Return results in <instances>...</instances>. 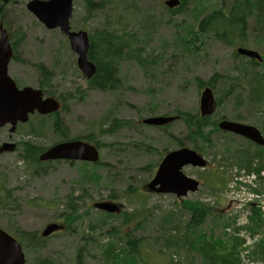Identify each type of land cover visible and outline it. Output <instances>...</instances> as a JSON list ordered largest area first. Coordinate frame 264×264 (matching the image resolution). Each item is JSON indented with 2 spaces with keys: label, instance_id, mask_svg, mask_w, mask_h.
I'll list each match as a JSON object with an SVG mask.
<instances>
[{
  "label": "rangeland",
  "instance_id": "obj_1",
  "mask_svg": "<svg viewBox=\"0 0 264 264\" xmlns=\"http://www.w3.org/2000/svg\"><path fill=\"white\" fill-rule=\"evenodd\" d=\"M0 1L5 2L1 3L4 13L0 23L11 42L17 45V57L9 64V76L23 86L37 87L40 76L34 64L41 63L49 70L52 80L46 91L57 98L70 95L66 108L59 114L69 130L68 134L71 137L88 132L98 135L95 139L100 144V160L111 167L107 172L101 173L112 181L108 188H97L96 182L100 176L94 173L92 183L80 184L79 189L74 184L80 177L78 163L35 167L22 163L19 159L20 149L14 154L1 155L0 199L7 195L10 203L7 209H0V227L12 234L18 229L19 232H36L39 236L49 223L60 221L59 216L70 211L65 206L69 202L75 207L73 216L77 217L71 232L52 235L45 240L40 251L30 252L29 255L25 253L27 261L38 264L37 259L47 258L54 264H75L77 255L81 252L83 264H108L102 252L106 244L114 240L122 241L127 238L124 232L133 228L132 235L137 243L135 250L130 253L128 250L125 258H113V264H131L129 259L133 257L136 264L143 259L145 264H168L170 258L161 251L164 248L161 236L181 237L184 233L182 226L189 220L184 213L188 210L178 209L169 197L160 198L146 193L143 186L150 180L149 173L162 156L161 152L174 148V137L176 140L182 139L188 148H192L193 144L190 140L186 141L187 130L181 121L170 125L167 135L160 130L136 126L140 124V119L154 114L175 115L177 111L198 113L200 91L195 84V79L198 78L213 81L216 95L222 98V105L217 111L218 117L230 120L234 118L253 125L264 135V98L259 99L254 106L255 103L250 102V88L239 73L244 72L240 70L242 67L248 69L249 72L244 73L249 75V85L264 91V42H259L256 37L254 20L250 18L242 34H246L248 49L260 53L263 61L251 66L242 58L235 61V47L216 40L218 38L213 34L193 36L202 19L219 12L217 8L222 4L228 5L230 0H194L187 10L182 13L175 10V14L171 16L163 6L166 0H91L96 4L105 1L102 8L92 14L86 13L84 0H80L74 4L71 20L74 30L91 32L94 39L102 31L134 36L132 42L135 43L132 45L138 47L140 55L154 65L153 76L149 78L134 62H121L118 76L123 86L115 93H101L89 90L87 80L77 70L76 57L70 53L65 38L58 30L44 29L27 12L25 5L30 0ZM227 78L239 83L241 88H230L231 85H227L228 90L224 89L222 81L225 82ZM224 91L235 92L224 96ZM31 118L28 124L19 127L12 135V141H29L39 148L52 144L55 141L52 118ZM114 119L127 121L132 128L123 126L113 135L99 134V129L105 130ZM206 133L205 131L204 134ZM8 139V130L0 129V143ZM244 144L238 137L216 131L208 143L199 142L196 150L207 161V168L217 173L222 162L249 166L251 160L248 161L247 157L237 155L242 158L238 163L230 155L231 148ZM109 145L112 146L111 149H107ZM250 151V154L263 156L261 150ZM251 159L256 157L252 156ZM238 170L246 172L242 166ZM198 171L200 170L184 169V173L195 180ZM262 173L264 174V168ZM254 180L256 181L255 178ZM204 181L201 180L203 183ZM201 182L199 181L200 184ZM128 188L138 190L136 198L127 195L126 201H115L122 205L133 220L123 217L107 218L94 210V202L105 201L109 195L120 194ZM205 190L201 184L199 192L190 198V202L210 196ZM211 198L193 204V207L207 209L205 228L223 223L217 211L225 208V205L220 203L218 206H210L208 203ZM33 199L39 202H31ZM136 219L142 221L141 227L138 225L135 228ZM142 234L149 239L144 245L148 246L149 252L150 247H155L156 242L160 241L157 247H161V258L156 254L144 253L141 243L135 238ZM199 235L206 237L210 233L203 229L194 234L196 238ZM87 237H94L95 240L89 241ZM179 240H183V236ZM178 243L177 248L180 241ZM120 246L125 248L126 241ZM263 246L259 245L256 252ZM171 251L180 254L175 256L179 261L180 257L184 258L181 256L183 252ZM189 262L194 264L190 259L183 264Z\"/></svg>",
  "mask_w": 264,
  "mask_h": 264
},
{
  "label": "trees",
  "instance_id": "obj_2",
  "mask_svg": "<svg viewBox=\"0 0 264 264\" xmlns=\"http://www.w3.org/2000/svg\"><path fill=\"white\" fill-rule=\"evenodd\" d=\"M190 1L191 0H181L179 12L184 11L189 5ZM84 2L88 14H91L97 9H101L105 3L104 1L96 4L93 3V1L91 2V0H84ZM2 9L3 8L0 4V18H2L4 13ZM219 9H221V11L214 12L210 16H206L199 22L198 31L201 35L206 36L208 34H213L218 38V40L225 41L230 44L245 41L246 34L242 33L245 31L246 23H249L251 18L252 20H254L257 28L256 37L259 38V42H264V0H232L226 6H223V4L220 5ZM133 38L134 36L129 35V37H127L126 35L113 34V32L107 31H102L99 35L95 37V39L94 37H91L88 58L96 66L94 76L88 81V86L91 90H98L97 92L101 93L118 92L110 90H116L123 86L118 76L119 65L123 61H132L137 67H139L144 72L147 77L151 78L153 76L152 68L154 65L148 63L146 59H144L142 55H140V49L132 45L135 43V41L134 43L132 42ZM12 48L14 52L13 59L15 60L17 57L16 43L12 44ZM249 65L254 66L256 65V63L249 62ZM34 68L35 70H37L40 76L38 88L43 89L44 93L47 96H50L49 92L46 91V89L48 88V83L52 80L51 73L41 63H35ZM240 70H244V72H249L248 69L244 67L240 68ZM244 72L239 71L240 75H242L243 80L247 83L250 88V91H248L251 99L250 102L255 103L254 106H256L259 99L264 98V91H260L259 88H257L256 86H250L249 75L248 73ZM222 82L223 88H227V90V85H231L230 88H241L239 83L232 82L230 78H227L225 82ZM208 84L213 88V85L210 81ZM196 85L199 89L204 86L201 82L196 83ZM232 93L231 91H226L224 93V96ZM69 96L70 95H68L67 97L59 98L62 101L61 110H64L66 108V102L68 101ZM220 100H222V98L219 99L218 97V107L222 105V101ZM175 113L180 116V121L186 127L187 134L185 138L188 141L190 140V142L193 144V150L197 148L199 142L208 143L210 136L217 131L216 121L212 120L211 117L201 118L198 113L191 114L180 111H177ZM59 114L60 112H58L54 116H50L52 118L51 127L55 136L54 143L68 141L70 139H79L94 143L98 147L100 146L98 141L95 139V137H97L98 135H93V133L91 132L85 133L81 137L76 136L74 138H71V136L68 134L69 130L59 118ZM39 118L43 119L42 117ZM123 126L128 127V122L114 119L109 125V127L107 126L105 130L102 131L99 129V134L113 135L116 130ZM208 128L209 130H207V133L204 134L205 130ZM165 135H167V132H165ZM173 142H175L179 147L184 146L182 139L176 140V138L174 137ZM248 145L252 146L249 143ZM249 146L244 144L237 148H231L230 155H232V157L234 156L235 160L238 163H240L239 160H241L243 157H247L248 161L251 160V163L248 167L243 166V164L241 163L239 165L237 164L236 167L240 168L242 166L246 169V173L257 172L258 174L262 172L264 168V164H261V162H264V147H254V149H252L254 152H256L257 150H261L263 156L258 157L255 153L250 154L251 147ZM111 148L112 146H107V149ZM41 151L42 150L39 147H36L31 144H25L24 146V154H26L25 158L29 161V163L37 164V156ZM237 155H241L242 158H238ZM252 156L256 157V159L252 160ZM110 168L111 167L109 165H106L102 161H100L96 167H90L88 165L83 164V166L80 167V177L76 181H74V184L80 189V184H90V182L92 183L91 177L94 173H97L100 176V179H97L96 184L99 186L101 184V186L107 188L112 184V181L108 177H104L101 172H107L106 170ZM89 169H91L92 172H89ZM197 177L199 179L204 180L203 174L200 175V173H198ZM131 192H133V190L129 188L124 194H129ZM193 204L195 203L184 202L182 204V208L187 209L188 213H191L190 219L186 221L182 226L184 233L183 235H181V237L183 236V240H179L181 237L168 238L163 235L161 236V239H163L164 241L163 246L166 247L167 240H172L175 244H179L178 241H180V243L186 242L190 239V236L192 235L191 239H197V241L199 242L188 245L189 250L187 255L190 257V261L193 262L196 260V258L193 257L194 255L200 259L202 264H243V262L239 258L238 251H240V246L243 245V241L248 237V235L238 234V238L233 237L235 231L240 232L238 226H234L233 229H230V227L224 228V234L220 238L221 240H214L212 239V237H205L202 235H199L196 238L194 234L195 232L201 230V227L207 216V209L203 207H193ZM1 207H3V205L0 204V208ZM68 209L70 210L69 212L73 214V210L75 209V207L69 204ZM74 220L75 219H70L68 223L71 224ZM137 227L138 225L136 224L135 228ZM132 234L133 232L127 234V238L123 239L122 241L114 240L111 243L106 244V248L102 252L103 258L108 264H113V258L116 259L117 257H127L128 250L129 253L130 251L133 252L135 250V246L137 243L133 238ZM16 235L25 250H40L42 248L43 240H38L34 234L18 232L16 233ZM34 240H36L35 243ZM125 241L127 246L125 248H121L122 246L120 245L123 244ZM159 242L160 241L156 242L155 244V247L158 249L161 248L160 246L157 247V244ZM179 247L177 250L181 251ZM166 248L163 251L164 254L168 255V257L173 260V262L170 260L168 264H180L181 262L176 258L177 256H180V254L174 253L173 251ZM177 250H175V252H177ZM129 260L131 264H136L135 257L130 258ZM81 263L82 260L80 256V258L77 259L76 264ZM40 264L53 263L46 259L43 261V263Z\"/></svg>",
  "mask_w": 264,
  "mask_h": 264
},
{
  "label": "water",
  "instance_id": "obj_3",
  "mask_svg": "<svg viewBox=\"0 0 264 264\" xmlns=\"http://www.w3.org/2000/svg\"><path fill=\"white\" fill-rule=\"evenodd\" d=\"M169 8L178 5L177 0L165 3ZM26 9L47 29L59 28L70 43L72 51L78 56L77 65L79 70L87 77L93 76L95 69L87 61L88 39L84 32H70L69 19L72 14V0H33L26 5ZM11 48L8 43L6 32L0 26V127L10 124L14 129L17 122L25 123L27 116L35 111L40 115L56 113L59 109L58 103L51 98L43 99L42 91L32 88H16L15 83L7 76V66L11 59ZM238 54L260 61L255 52L238 49ZM216 104L211 90L206 88L201 93L200 112L202 116L211 115ZM174 121L172 117H155L142 121L149 126H165ZM218 129L224 132L241 136L256 145L263 146L264 140L260 133L252 127L239 123L221 121ZM14 146L4 144L0 153L13 151ZM39 162L54 160L81 161L95 164L98 161L97 150L74 140L57 144L38 158ZM206 163L194 151L190 149L175 150L167 154L159 164L152 180L147 184V189L155 194L174 195L177 198L185 197L188 193H195L198 182L185 176L182 169L188 166L204 168ZM95 208L115 213L117 207L113 204L99 203ZM59 230V226L52 224L47 226L41 236L48 237ZM24 259L20 246L3 231L0 230V264H23Z\"/></svg>",
  "mask_w": 264,
  "mask_h": 264
},
{
  "label": "bare ground",
  "instance_id": "obj_4",
  "mask_svg": "<svg viewBox=\"0 0 264 264\" xmlns=\"http://www.w3.org/2000/svg\"><path fill=\"white\" fill-rule=\"evenodd\" d=\"M12 52L13 51L11 50V52H10L11 53V56L13 55ZM262 172H260L258 174L256 172V174L254 175V178L256 179V181L264 180V174ZM238 234H246V235H249L250 232H249V230H248L247 227H244V228L242 227V228H240V232H236V231L234 232L233 237L238 238ZM241 247H242V245L240 246V249H241ZM162 253H163V251H162ZM257 254H258L257 264H264V246L261 249L258 250ZM180 264H183V263H180ZM188 264H191V263L189 262Z\"/></svg>",
  "mask_w": 264,
  "mask_h": 264
},
{
  "label": "crops",
  "instance_id": "obj_5",
  "mask_svg": "<svg viewBox=\"0 0 264 264\" xmlns=\"http://www.w3.org/2000/svg\"><path fill=\"white\" fill-rule=\"evenodd\" d=\"M210 235H208V236H206V237H209ZM192 238V235L190 236V239L189 240H187L186 242H182V243H180V250L182 251V252H188V250H189V247H188V245H190V244H192V243H198L199 241H197V239H195V240H192L191 239ZM164 245V244H163ZM164 247V246H163ZM166 247H167V249H169V250H177L178 248H177V246H176V244L173 242V241H167L166 242ZM166 247H164L161 251H163Z\"/></svg>",
  "mask_w": 264,
  "mask_h": 264
},
{
  "label": "flooded vegetation",
  "instance_id": "obj_6",
  "mask_svg": "<svg viewBox=\"0 0 264 264\" xmlns=\"http://www.w3.org/2000/svg\"><path fill=\"white\" fill-rule=\"evenodd\" d=\"M119 210H120V212H121V213H123V212H124V210H123V209H121V208H120ZM121 210H122V211H121ZM126 234H129V233H126Z\"/></svg>",
  "mask_w": 264,
  "mask_h": 264
},
{
  "label": "built area",
  "instance_id": "obj_7",
  "mask_svg": "<svg viewBox=\"0 0 264 264\" xmlns=\"http://www.w3.org/2000/svg\"><path fill=\"white\" fill-rule=\"evenodd\" d=\"M253 178V177H252ZM250 264V263H249Z\"/></svg>",
  "mask_w": 264,
  "mask_h": 264
}]
</instances>
